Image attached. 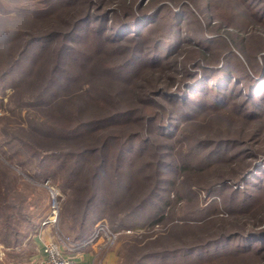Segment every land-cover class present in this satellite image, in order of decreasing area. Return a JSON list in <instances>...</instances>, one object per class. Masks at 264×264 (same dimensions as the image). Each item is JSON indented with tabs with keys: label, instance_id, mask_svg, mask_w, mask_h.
<instances>
[{
	"label": "rangeland",
	"instance_id": "374dc122",
	"mask_svg": "<svg viewBox=\"0 0 264 264\" xmlns=\"http://www.w3.org/2000/svg\"><path fill=\"white\" fill-rule=\"evenodd\" d=\"M18 30L0 32V71L21 65L0 88V264H41L102 220L117 242L86 264H264V0H40ZM36 119L83 130L42 138ZM86 149L47 164L70 188L38 174L46 152Z\"/></svg>",
	"mask_w": 264,
	"mask_h": 264
},
{
	"label": "trees",
	"instance_id": "16d2710c",
	"mask_svg": "<svg viewBox=\"0 0 264 264\" xmlns=\"http://www.w3.org/2000/svg\"><path fill=\"white\" fill-rule=\"evenodd\" d=\"M15 32H17V31H15ZM19 34H21V33H19ZM30 45H31V42H28V47H30ZM19 60L20 59H17V58L14 59L13 60V63L11 64V66L8 69H5L3 71H0V88H1L2 84H4L5 82H7L8 77L11 76V74H14L16 72V70H15L16 69V66L20 64V61ZM19 66H21V65H19ZM11 82H13L14 85L16 86V88H18V89L23 84V81L19 78V75H17L16 78L14 80H12ZM16 82H18V84H16ZM45 93H46V90H45ZM30 98H32L30 100H33L34 99V97H31V96H30ZM13 103H15V101L12 102V105H14ZM110 120L112 121V119H110V118H107V119L105 118V119H101V120H97V121L95 120L92 123H88L86 125L87 128H85L84 131H83L84 132L83 134H86L87 135L86 132L91 131V130H94L93 128L95 126H99V125L105 124L106 122H108ZM29 126H30V128H29L30 130L28 132L30 134L31 133L32 134H38L39 136H41L43 138L44 136L45 137L49 136L48 134L53 132V133H56L59 136L58 138L61 139V140H68V138L74 137L79 131L83 130V129H80V128L77 129V130L75 128H73V129L67 128V129H62L61 131H58L57 132L56 129L55 130H52V128H51L50 131L47 132V134H46V131L42 129L41 124H40L39 120H37V119L35 121H32L31 122V125L29 124ZM39 136H38V139H40ZM14 139L16 140V142H19V143H17L18 144V147L17 148L14 145H11L12 143H10V142H8V144H7V146H10L11 147L10 150L12 152L11 155H12L13 158L16 157V156H27V158H29V157L32 158L34 155L37 154L36 152L38 151V148L34 144H32L30 142L27 143L24 140L21 141L18 138H14ZM89 153H93V152L90 151V150H88V149L84 150L79 155H72L74 153H61V152H57V153L55 152L54 153L52 151H50L48 153L46 152L45 157H42L41 160L39 159V161H38V164L39 165H37V168L38 167L40 168V171L38 172V174L41 177H43V176L48 177L50 174L53 173L52 171L49 170V168H51V167H48L47 166V164H48V162H50V160H57V158H58V160H63V159L70 158L71 156L72 157L74 156V157L79 158L81 160V159H84L87 156H91ZM103 163H105V161H103ZM61 165H62V163H61ZM101 168H105V164H102V167ZM53 174H54V176H53L54 179L57 182H60L61 184L63 183V186H65L67 188H70V185L73 184V182H74L72 179H69V178L64 181L61 178L59 179L57 177L58 175L56 176L55 172ZM60 180H62L64 182H62ZM49 202L51 203V199H49ZM48 214H49V211L47 212V214H46L45 218L43 219V221L48 217ZM1 220H3V217H1ZM33 220L34 219H32V218L31 219L30 218H26V221H27L26 222L27 223L26 226H27V228H31V229L33 228V230L37 232L39 230V228H40L41 223L38 225V224L34 223ZM73 222H74L73 220L70 221V223H73ZM2 226H4L3 227L4 231L9 232V231H7L8 228L6 229V227H5V225L3 223H2ZM9 230H12V229H9ZM84 239H86V238L78 239V240H74V241L80 242L81 240H84Z\"/></svg>",
	"mask_w": 264,
	"mask_h": 264
},
{
	"label": "built area",
	"instance_id": "2783aa9c",
	"mask_svg": "<svg viewBox=\"0 0 264 264\" xmlns=\"http://www.w3.org/2000/svg\"><path fill=\"white\" fill-rule=\"evenodd\" d=\"M44 186L50 191V215L42 222L43 227H56L60 214V193L49 181ZM119 233L112 231L105 220L97 223L91 237L86 241L73 242L71 238L55 239L44 245L41 264H86L77 255L82 249L95 246L100 250L113 247ZM77 256V257H76Z\"/></svg>",
	"mask_w": 264,
	"mask_h": 264
},
{
	"label": "clouds",
	"instance_id": "9594fccd",
	"mask_svg": "<svg viewBox=\"0 0 264 264\" xmlns=\"http://www.w3.org/2000/svg\"><path fill=\"white\" fill-rule=\"evenodd\" d=\"M40 0H0V32L26 26Z\"/></svg>",
	"mask_w": 264,
	"mask_h": 264
}]
</instances>
